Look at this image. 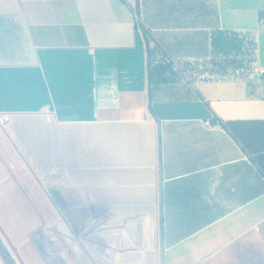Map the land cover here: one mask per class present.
Listing matches in <instances>:
<instances>
[{
	"label": "crops",
	"instance_id": "1",
	"mask_svg": "<svg viewBox=\"0 0 264 264\" xmlns=\"http://www.w3.org/2000/svg\"><path fill=\"white\" fill-rule=\"evenodd\" d=\"M258 66L264 0H0L17 263L264 264Z\"/></svg>",
	"mask_w": 264,
	"mask_h": 264
},
{
	"label": "trees",
	"instance_id": "2",
	"mask_svg": "<svg viewBox=\"0 0 264 264\" xmlns=\"http://www.w3.org/2000/svg\"><path fill=\"white\" fill-rule=\"evenodd\" d=\"M213 44H214V47L216 48H220V50H228L229 46H232V47H236V42H235V38H231L228 40V38L225 36V34L223 33H214L213 35ZM170 70L169 67H166V66H163V65H160L156 68H152L149 70V80L150 82L153 80L154 78V75L157 77L160 76V75H165L168 73V71ZM0 252L2 253L3 257H5V254L2 252L1 248H0Z\"/></svg>",
	"mask_w": 264,
	"mask_h": 264
},
{
	"label": "water",
	"instance_id": "3",
	"mask_svg": "<svg viewBox=\"0 0 264 264\" xmlns=\"http://www.w3.org/2000/svg\"><path fill=\"white\" fill-rule=\"evenodd\" d=\"M0 248L2 249L3 253L6 255L10 264H18L14 256L12 255L9 248L6 246L5 242L3 241L2 237L0 236Z\"/></svg>",
	"mask_w": 264,
	"mask_h": 264
},
{
	"label": "built area",
	"instance_id": "4",
	"mask_svg": "<svg viewBox=\"0 0 264 264\" xmlns=\"http://www.w3.org/2000/svg\"><path fill=\"white\" fill-rule=\"evenodd\" d=\"M257 73H258L259 77H264V67L263 66H258ZM206 126L211 127L212 126V122L211 121H207L206 122Z\"/></svg>",
	"mask_w": 264,
	"mask_h": 264
},
{
	"label": "flooded vegetation",
	"instance_id": "5",
	"mask_svg": "<svg viewBox=\"0 0 264 264\" xmlns=\"http://www.w3.org/2000/svg\"><path fill=\"white\" fill-rule=\"evenodd\" d=\"M1 250H2V249H1ZM2 252H3V251H2ZM0 257L2 258V260L4 261L5 264H10V262L8 261L6 255H5L6 258H4L1 252H0Z\"/></svg>",
	"mask_w": 264,
	"mask_h": 264
},
{
	"label": "rangeland",
	"instance_id": "6",
	"mask_svg": "<svg viewBox=\"0 0 264 264\" xmlns=\"http://www.w3.org/2000/svg\"><path fill=\"white\" fill-rule=\"evenodd\" d=\"M138 19H139V23H140V25H142V23H143V22H142V16L140 15Z\"/></svg>",
	"mask_w": 264,
	"mask_h": 264
}]
</instances>
